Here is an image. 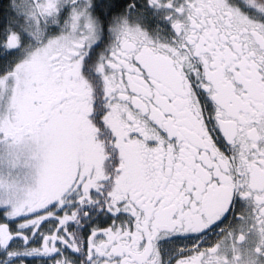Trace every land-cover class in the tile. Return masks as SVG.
I'll return each mask as SVG.
<instances>
[{"label":"snow or ice","instance_id":"obj_1","mask_svg":"<svg viewBox=\"0 0 264 264\" xmlns=\"http://www.w3.org/2000/svg\"><path fill=\"white\" fill-rule=\"evenodd\" d=\"M0 264H264V0H0Z\"/></svg>","mask_w":264,"mask_h":264}]
</instances>
